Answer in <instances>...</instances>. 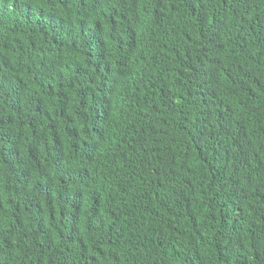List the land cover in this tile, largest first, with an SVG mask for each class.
<instances>
[{"label": "trees", "instance_id": "16d2710c", "mask_svg": "<svg viewBox=\"0 0 264 264\" xmlns=\"http://www.w3.org/2000/svg\"><path fill=\"white\" fill-rule=\"evenodd\" d=\"M0 264H264V0H0Z\"/></svg>", "mask_w": 264, "mask_h": 264}]
</instances>
